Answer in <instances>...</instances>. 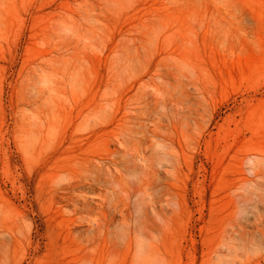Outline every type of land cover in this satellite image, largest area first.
Masks as SVG:
<instances>
[{
  "label": "rangeland",
  "instance_id": "rangeland-1",
  "mask_svg": "<svg viewBox=\"0 0 264 264\" xmlns=\"http://www.w3.org/2000/svg\"><path fill=\"white\" fill-rule=\"evenodd\" d=\"M264 0H0V264H264Z\"/></svg>",
  "mask_w": 264,
  "mask_h": 264
},
{
  "label": "bare ground",
  "instance_id": "bare-ground-1",
  "mask_svg": "<svg viewBox=\"0 0 264 264\" xmlns=\"http://www.w3.org/2000/svg\"><path fill=\"white\" fill-rule=\"evenodd\" d=\"M263 158H264V156H263Z\"/></svg>",
  "mask_w": 264,
  "mask_h": 264
}]
</instances>
